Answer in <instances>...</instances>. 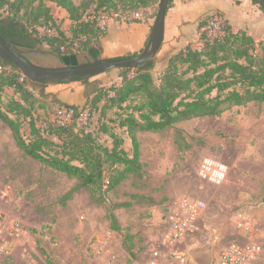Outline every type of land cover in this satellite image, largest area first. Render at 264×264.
I'll use <instances>...</instances> for the list:
<instances>
[{"label": "rangeland", "instance_id": "rangeland-1", "mask_svg": "<svg viewBox=\"0 0 264 264\" xmlns=\"http://www.w3.org/2000/svg\"><path fill=\"white\" fill-rule=\"evenodd\" d=\"M159 3L152 7L154 14ZM225 22L220 29L208 31L212 36L221 34ZM191 45L201 48L199 39ZM25 56L43 66L64 65L51 57L45 44ZM78 59L92 58L79 53ZM157 65L151 72L159 84ZM119 74L120 69L75 81L72 92L83 90L85 96L76 100L72 96V102L84 107L99 89L111 92L121 82ZM97 78L102 79L95 85ZM60 91L49 85L37 87L36 96L42 101V93L47 97L46 108L37 111L40 124L48 118L69 119L64 109L52 103H67ZM11 97L13 90H5L0 103L5 105ZM140 101L137 98L124 107ZM103 104L90 115L85 113L81 124L96 135L100 124H107L123 138L122 148L131 155L128 132L119 127L120 116L131 109H107L101 116ZM23 132L28 134L27 124ZM137 137L141 173L130 175L105 194V203L97 204L76 179L25 156L0 120V264H92L99 252L105 264H183L191 252L205 254L208 247L217 264L219 254L232 244L251 246L254 255L249 264H264V102L233 107L220 116L196 118L161 132L139 131ZM97 139L112 148L109 136L99 134ZM206 159L226 167L223 182L200 177ZM183 202H201L204 207L196 229L172 246L166 244L165 219Z\"/></svg>", "mask_w": 264, "mask_h": 264}, {"label": "trees", "instance_id": "trees-1", "mask_svg": "<svg viewBox=\"0 0 264 264\" xmlns=\"http://www.w3.org/2000/svg\"><path fill=\"white\" fill-rule=\"evenodd\" d=\"M159 1L82 0L76 4L73 0H0V35L9 44L29 51L45 44L60 60L79 53L97 60L102 53L99 42L105 35L102 20L129 19L153 9ZM252 2L264 13V3ZM52 4L67 12L72 22L68 35L57 23ZM215 15L223 17L215 13L199 22L200 49L188 46L168 57L159 84L151 72L154 63L150 62L136 70L120 69V84L112 86L111 92L99 89L84 107L52 101L58 109L71 112L68 121L48 118L40 124L37 111L46 108L47 97L42 93L44 101L40 100L35 94L40 86L25 78L22 81L20 70L0 58V97L5 90H13V97L5 105L0 103V120L25 156L76 179L78 187L88 190L95 203L103 204L109 190L142 171L139 131L161 132L196 118L220 116L233 107L264 102V38L257 42L247 31H235L227 20L221 34L212 36L208 27ZM137 98L140 103L124 107ZM101 102V116L107 109H131L120 116L119 123L128 132L131 155L122 148L123 138L107 124H100L97 135L81 124L85 113L90 115ZM24 124L28 134L23 132ZM99 134L112 139V148L99 143ZM109 219L113 223L116 220L113 212Z\"/></svg>", "mask_w": 264, "mask_h": 264}, {"label": "crops", "instance_id": "crops-1", "mask_svg": "<svg viewBox=\"0 0 264 264\" xmlns=\"http://www.w3.org/2000/svg\"><path fill=\"white\" fill-rule=\"evenodd\" d=\"M51 7L57 23L61 25V30L68 35L72 22L69 20L67 12L54 4ZM55 11L58 16H55ZM215 13H220L235 31L245 30L257 42L263 40L264 13L252 0H174L167 12L162 48L153 62L155 67L157 62L159 73H162L166 68L169 56L192 46L191 42L199 39L200 20L204 16ZM59 18L61 20H58ZM155 19L154 10L149 8L129 19L121 17L120 19L104 20L101 23L105 28V35L99 42L102 49L100 58L140 54L148 43ZM25 52L34 53L29 50H25ZM32 62L35 63V61ZM101 79L97 78L93 84H99ZM72 83L74 82L48 85L61 90L63 101L74 104L72 96L76 100L85 95L83 90L75 89L72 92Z\"/></svg>", "mask_w": 264, "mask_h": 264}, {"label": "water", "instance_id": "water-1", "mask_svg": "<svg viewBox=\"0 0 264 264\" xmlns=\"http://www.w3.org/2000/svg\"><path fill=\"white\" fill-rule=\"evenodd\" d=\"M264 3V0H259ZM171 0H160L158 13L152 27L151 35L144 50L134 58L112 57L98 58L80 62L77 55L62 58L64 65L43 66L33 63L25 56V50L9 44L0 35V58L15 65L30 83L44 88L46 85L69 80L71 82H85L87 79L109 73L119 69H140L150 62H154L160 52L165 36V20ZM36 52V50H30ZM190 261V263L188 262ZM213 249L208 247L205 254L202 251H193L183 264H213Z\"/></svg>", "mask_w": 264, "mask_h": 264}, {"label": "built area", "instance_id": "built-area-1", "mask_svg": "<svg viewBox=\"0 0 264 264\" xmlns=\"http://www.w3.org/2000/svg\"><path fill=\"white\" fill-rule=\"evenodd\" d=\"M104 20H102L101 23ZM223 23L224 18L215 15L209 23V28L215 27L220 29ZM101 26L105 30L102 24ZM21 80L23 81L24 77ZM65 112L69 114L70 119L71 112H67L66 110ZM199 175L204 181L221 183L226 178L227 169L224 165L214 160L206 159L200 166ZM203 207L204 204L201 202H183L178 208L168 212L165 219V226L167 229L166 244L174 246L182 243L188 234L196 229L200 212L202 211ZM98 255L99 256L96 257L97 260H95V262L92 264H105L100 260V252ZM253 255L254 249L251 246L232 244L219 254L217 264H249ZM151 264L160 263L153 262Z\"/></svg>", "mask_w": 264, "mask_h": 264}]
</instances>
